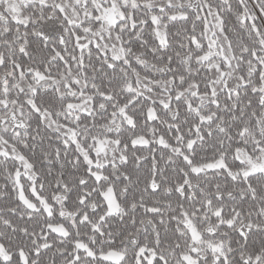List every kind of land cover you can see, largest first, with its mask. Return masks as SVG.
Listing matches in <instances>:
<instances>
[{
	"label": "snow or ice",
	"instance_id": "6c2138e0",
	"mask_svg": "<svg viewBox=\"0 0 264 264\" xmlns=\"http://www.w3.org/2000/svg\"><path fill=\"white\" fill-rule=\"evenodd\" d=\"M0 264H264V0H0Z\"/></svg>",
	"mask_w": 264,
	"mask_h": 264
}]
</instances>
